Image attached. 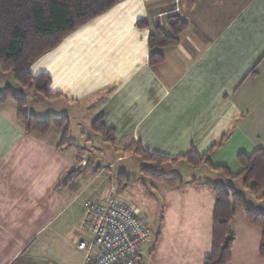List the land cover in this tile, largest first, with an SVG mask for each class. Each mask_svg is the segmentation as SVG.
<instances>
[{
    "label": "crops",
    "instance_id": "obj_1",
    "mask_svg": "<svg viewBox=\"0 0 264 264\" xmlns=\"http://www.w3.org/2000/svg\"><path fill=\"white\" fill-rule=\"evenodd\" d=\"M170 15L188 27L176 45L160 49L163 60L152 66L148 35L153 26L166 30ZM28 71L50 79V97L37 101H59L56 111L33 107L29 113L67 118L66 110H86L91 131L99 134L93 128L97 119L111 133L109 139L99 137L114 156L92 166L75 141L66 137L61 143L63 129L25 132L15 103L3 102L0 264H82L77 242L90 239L82 222L85 202L120 188L118 176L132 179L130 169L118 167L109 176L106 170L139 158L137 145L168 158L151 167L165 176L159 170L168 164L199 172L189 179L173 173L182 183L172 186L144 173L140 202L119 191L143 221L156 219L154 240L144 259L141 246L139 264H203L211 250L215 206L207 184L230 185L233 192L238 184L247 188L237 155L264 149V0H118L64 36ZM223 135L210 164L227 173L191 167L180 157L191 147L204 154ZM125 182L121 187L132 181ZM250 195L260 208L248 206L264 214L263 199ZM230 237L224 264H264L261 230L242 209L231 219Z\"/></svg>",
    "mask_w": 264,
    "mask_h": 264
},
{
    "label": "trees",
    "instance_id": "obj_2",
    "mask_svg": "<svg viewBox=\"0 0 264 264\" xmlns=\"http://www.w3.org/2000/svg\"><path fill=\"white\" fill-rule=\"evenodd\" d=\"M118 0H0V72L10 74L19 85L30 87L37 95L50 97L47 86L50 79L44 73L32 75L28 68L42 54L55 47L61 39L75 28L87 22L96 15L106 11ZM142 25V23H140ZM188 22L178 15H170L166 19V30L153 26L148 35L149 64L156 65L163 60L161 48L176 45L181 34L187 29ZM0 94V105L6 100H12L16 105V118L25 132L39 134L47 133L51 128L63 129L61 143L67 142L66 116L47 115L37 118L32 113H25L26 99L16 95L6 87ZM93 128L105 139L110 138L97 119L93 120ZM227 135L210 146L199 155L191 147L180 157L191 167L210 164L211 154L226 140ZM135 154L143 161L159 166L167 160L165 156L149 153L140 145L133 147ZM241 165L240 175L248 191L264 200V149L259 148L250 154H238ZM216 170L227 171L221 167ZM146 175L167 185L181 184L178 175L165 176L149 168H141ZM118 184H126L125 179L117 178ZM205 183V182H204ZM207 184V183H205ZM215 196V206L212 215V242L209 255L203 264H224L230 259L232 238L230 237V222L237 209H242L248 221L261 230L259 254H264V214L249 207L245 199L232 191L230 185H209Z\"/></svg>",
    "mask_w": 264,
    "mask_h": 264
},
{
    "label": "rangeland",
    "instance_id": "obj_3",
    "mask_svg": "<svg viewBox=\"0 0 264 264\" xmlns=\"http://www.w3.org/2000/svg\"><path fill=\"white\" fill-rule=\"evenodd\" d=\"M6 87L10 88L16 95H20L26 99V103L23 108L25 113H29L33 107H39L47 110L53 109L56 111V106L57 104H59V101H53L47 99H43L42 101L41 100L37 101L36 97L42 98L41 95H37V93H35L33 89L30 87H23L19 85L17 81L10 74L6 73L4 75L3 73L0 72V94L4 91L3 88ZM34 109L35 108H33V110ZM65 113L67 114V118H68V122H67L68 133L66 137L68 138L69 141L76 142L78 146V148H76V151L79 153V155L84 159L89 158L88 162L91 163L92 166H95L97 164L105 165L109 163L114 156L112 150L109 148V146L105 141H102L100 139L99 134L94 133L89 128V119L87 116V111L85 110L84 112H80L79 110L73 111V109H69L66 110ZM148 162L149 161L147 162L142 161L139 158H135L132 160L130 159L129 161H119V163H117V168L116 166H113L110 172L109 170L108 171L106 170V174H108L109 176L112 175L113 173L114 174L118 173L116 172L118 167H121L122 169H126V170L130 169L128 171V176L135 180L130 182L128 186H126L125 188L118 185L120 188H117V190L118 192L120 191L124 196L128 195L126 197H130L129 198L130 201L136 200L140 202L139 199L140 194L138 191L140 190V188H143V183H144V178H143L144 172L141 169V167L144 166L149 168L156 167L154 163L150 162L151 163L150 165ZM167 166L171 170L165 169L159 171H162L168 175H173V173H178V175L182 179H186V178L189 179L193 177L197 178L199 175V172L197 171H191L190 169L187 170L182 169L181 164L180 165L168 164ZM104 176H105V171H104ZM121 181H125V179L120 177V183ZM235 192L246 199L247 205L255 206L256 209L260 208V206L256 203L257 201H255L253 196L250 195L248 188H245L241 184H238L235 188ZM123 195L120 196L124 198ZM98 198L96 197L91 198V200ZM261 202L264 203V200H261ZM155 220L156 219H153L152 221L149 218L148 219L145 218V221H143L147 225L150 231L149 238H147V240L143 244V249H142L143 259L147 257L146 253L148 249L150 250L149 244H151L152 241L154 240V235L156 231Z\"/></svg>",
    "mask_w": 264,
    "mask_h": 264
},
{
    "label": "built area",
    "instance_id": "obj_4",
    "mask_svg": "<svg viewBox=\"0 0 264 264\" xmlns=\"http://www.w3.org/2000/svg\"><path fill=\"white\" fill-rule=\"evenodd\" d=\"M82 222L90 235L88 242H77L84 254L82 264H139L148 230L116 188L98 199L87 200Z\"/></svg>",
    "mask_w": 264,
    "mask_h": 264
}]
</instances>
